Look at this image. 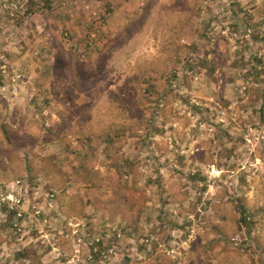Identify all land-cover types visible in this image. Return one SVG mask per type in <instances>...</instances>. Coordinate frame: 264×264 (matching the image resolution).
<instances>
[{
	"label": "rangeland",
	"instance_id": "rangeland-1",
	"mask_svg": "<svg viewBox=\"0 0 264 264\" xmlns=\"http://www.w3.org/2000/svg\"><path fill=\"white\" fill-rule=\"evenodd\" d=\"M48 1L0 0V264H264V0Z\"/></svg>",
	"mask_w": 264,
	"mask_h": 264
},
{
	"label": "built area",
	"instance_id": "built-area-1",
	"mask_svg": "<svg viewBox=\"0 0 264 264\" xmlns=\"http://www.w3.org/2000/svg\"><path fill=\"white\" fill-rule=\"evenodd\" d=\"M2 7H3V9H5L6 8L5 4H2ZM83 7L85 8V10H87V13L89 14L90 20L96 19V18H98V20H99V17H97V13H98L97 11L89 9L87 5H84ZM62 37L65 41H67V34L65 32L62 34ZM168 83H169L171 88H175V81L173 79L169 80ZM210 172H212V170ZM210 176H211V174H210ZM18 183H19V181L15 182V185L17 187L16 189L13 188V186L11 184L9 187L10 190H8L7 194L4 196L0 195V205L3 204L4 206H6L9 209V211L15 212L16 217H21L20 212L22 211L21 210L22 200L24 198L27 199L28 195H26V189H25L27 187L26 182L22 181V184H18ZM36 194L37 193H35L34 196ZM52 198H53V194H49V193L44 194L43 200L46 202L47 207H50V201ZM34 209L35 208L32 207V210H34ZM38 213H39L38 210L33 211L34 215H38ZM245 219L248 221V217H246ZM68 225L70 226V224H68ZM228 241L232 247H237L240 243V240L236 236L229 238ZM242 241H245V239H243ZM247 245H248L247 243L243 244V246H247Z\"/></svg>",
	"mask_w": 264,
	"mask_h": 264
},
{
	"label": "crops",
	"instance_id": "crops-1",
	"mask_svg": "<svg viewBox=\"0 0 264 264\" xmlns=\"http://www.w3.org/2000/svg\"><path fill=\"white\" fill-rule=\"evenodd\" d=\"M130 1V0H129ZM52 5V4H51ZM82 10V9H81ZM91 11V10H90ZM89 11V12H90ZM83 12V11H82ZM98 12V11H97ZM114 13V12H113ZM113 13H111V15H110V17L113 15ZM64 16V15H63ZM62 16V17H63ZM71 17H76V16H71ZM79 17V16H78ZM90 17H89V14L87 13V11L85 12H83L82 13V16H81V18L79 19L78 18V20H80V22L81 23H86V22H90V19H89ZM77 23H78V21H77ZM86 28H85V31H84V29L82 28L81 30H79V29H75V27H73L71 24H69V28L71 29V33L73 34V35H75V33L77 34V35H79V36H83V34H85V40H86V34H88V32H90V24L89 23H87V26H85ZM24 87V86H23ZM61 101H63V100H61ZM49 215H51L54 219H55V217H54V215H53V212H50V214ZM39 224V226H40V228L42 229L43 227H44V225L45 224H41V222H38ZM48 224H49V222H48ZM55 224H56V226H55V228H53V230L54 229H57L58 228V222L56 221L55 222ZM51 226H52V224H51ZM23 230L25 231V232H31V231H33V229H32V226H31V228L30 227H26V228H23ZM59 232V231H58ZM51 234H55V233H51ZM53 236H55V235H53ZM30 241V240H29ZM32 242V241H31ZM31 242H29V243H31ZM61 243V242H60ZM28 247H30L29 245L26 247V248H28ZM48 262H49V260H44L43 261V263L44 264H48ZM52 263V262H51ZM55 263V262H54Z\"/></svg>",
	"mask_w": 264,
	"mask_h": 264
},
{
	"label": "trees",
	"instance_id": "trees-1",
	"mask_svg": "<svg viewBox=\"0 0 264 264\" xmlns=\"http://www.w3.org/2000/svg\"><path fill=\"white\" fill-rule=\"evenodd\" d=\"M40 2H41V4H42V7H43V9L44 10H47V9H49V6H50V3H49V1L48 0H39ZM207 29H208V24L206 23L205 25H204V27L201 29V32H200V36H202L203 38H204V36H205V34H208L207 33ZM206 37V36H205ZM179 46V45H178ZM207 46V45H206ZM182 47V46H181ZM183 49H184V47H182ZM195 48H192V50H194ZM257 64L258 65H260V62H257ZM260 70V69H259ZM260 73L261 72H259V73H254V70H251L250 71V77H252V78H254V79H256L257 77H259V75H260ZM262 94H261V97H262V99H264V91L263 90H261L260 91ZM262 105L264 106V101L262 102ZM263 108L264 107H260L259 109H260V118L262 119V115H263ZM193 178V177H192ZM97 181H102L103 183V186H106L107 185V181H105L104 179H100V180H94L93 178H91V180H90V184H95V183H97ZM26 182V181H25ZM27 184V183H26Z\"/></svg>",
	"mask_w": 264,
	"mask_h": 264
}]
</instances>
